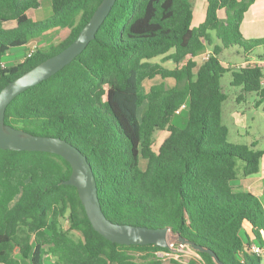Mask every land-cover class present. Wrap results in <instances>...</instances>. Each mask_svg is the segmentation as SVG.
Here are the masks:
<instances>
[{
	"label": "trees",
	"instance_id": "1",
	"mask_svg": "<svg viewBox=\"0 0 264 264\" xmlns=\"http://www.w3.org/2000/svg\"><path fill=\"white\" fill-rule=\"evenodd\" d=\"M255 1L206 0L203 20L194 26V0H115L94 39L62 69L15 96L4 122L64 139L85 155L111 222L167 227L223 264H264V255L250 247L264 250V189L259 196L231 183L237 160L242 175L255 174L264 150L228 140L220 84L228 71L231 85L256 92L257 103L264 99V37L246 38L240 30ZM40 2L0 0V56L49 28L69 32L0 69V89L65 48L101 0H50L52 15L34 21L28 11ZM9 21L15 26L6 27ZM211 31L217 43L207 59L196 61L212 44ZM230 46L255 64L225 66L219 54ZM156 76L161 81L146 91L144 81ZM167 79L174 84L167 86ZM182 103L187 118L180 127L172 118ZM164 129L168 134L154 150L155 134ZM70 173L57 154L0 149V264H45L47 256L55 264H164L157 252L167 247L113 243L95 231L76 188L62 183ZM196 253L198 259L170 262L216 264L207 252Z\"/></svg>",
	"mask_w": 264,
	"mask_h": 264
},
{
	"label": "water",
	"instance_id": "2",
	"mask_svg": "<svg viewBox=\"0 0 264 264\" xmlns=\"http://www.w3.org/2000/svg\"><path fill=\"white\" fill-rule=\"evenodd\" d=\"M115 0H101L91 17L80 29L76 37L62 50L39 62L0 89V149L16 151H42L54 153L65 159L71 167L69 177L63 184L76 188L86 216L97 231L107 240L123 244H153L167 247L170 230L167 227L151 228L146 226L113 223L104 215L97 196L96 180L85 155L68 141L59 137L36 135L20 128L5 124L4 113L9 102L25 89L38 84L70 63L95 34L108 15ZM181 243H189L197 251L207 252L216 264H223L211 250L190 243L177 236Z\"/></svg>",
	"mask_w": 264,
	"mask_h": 264
},
{
	"label": "rangeland",
	"instance_id": "3",
	"mask_svg": "<svg viewBox=\"0 0 264 264\" xmlns=\"http://www.w3.org/2000/svg\"><path fill=\"white\" fill-rule=\"evenodd\" d=\"M206 0H194V9H193V19L192 24L195 26L201 20H203L205 13ZM52 15L51 3L50 0H41L40 6L35 9H30L28 11V16L34 21H42ZM219 16L223 17V12H219ZM10 24H14L10 23ZM69 32L68 28H49L44 34L42 33L36 40L41 46L40 48L47 49L49 45L55 44L63 40ZM212 37V44L207 46L209 49H212L213 45L217 43L215 33L210 32ZM30 41V42H32ZM262 51L261 49H258ZM27 48L26 45L17 46L10 48L8 52L0 56V63H4L5 66H11L16 63L20 58H24ZM238 51V52H237ZM219 57L223 64L228 67H234L236 65H243L244 58L242 57V50L237 46H230L223 48ZM154 61L162 63L165 67L172 68L174 64L169 61H163L161 57L153 59ZM201 53L196 57V61H201ZM185 61V60H184ZM180 62V65L184 63ZM245 65V63H244ZM230 72L226 71L220 78V84L222 90L226 93L227 98L223 102L224 111L227 110L231 105H234V108L239 113L236 121L233 117L229 116L227 118V111L224 112V124L228 128V140L230 142L241 143L250 145L251 142H255L256 148L264 150V99L257 103L259 96L256 92H244L240 86H234L230 84ZM161 81L160 77L156 76L153 79H147L144 81V87L147 91L149 86L158 83ZM167 86L174 84V81L171 79L165 80ZM238 95H241L237 99ZM187 118V109L183 110L180 114H175L172 118V122L180 127H183ZM168 132L166 129L157 131L155 134V142L153 145L154 150H157L162 140L167 136ZM145 163L144 160L141 161L143 166ZM243 162L237 160L236 162V171L237 177L232 181L233 188L235 190L247 189L248 186L254 184L253 182H247L242 175L241 167ZM66 223H64L65 225ZM72 235L79 237L78 232H72ZM166 257V258H165ZM164 257L166 264H171L170 259H174L177 262H185L191 258L198 259L199 256L196 253V250L186 243L182 245L178 244L174 246L168 255ZM54 258L51 256L47 257L46 264H53Z\"/></svg>",
	"mask_w": 264,
	"mask_h": 264
},
{
	"label": "crops",
	"instance_id": "4",
	"mask_svg": "<svg viewBox=\"0 0 264 264\" xmlns=\"http://www.w3.org/2000/svg\"><path fill=\"white\" fill-rule=\"evenodd\" d=\"M14 24H10L13 23ZM193 25V24H192ZM15 26V21H9L6 23V27H13ZM240 30L244 37L246 38H261L264 37V0H256L254 3H252L248 10L244 13V18L242 20ZM36 40V39H35ZM32 41V40H31ZM38 43V42H37ZM39 48L40 44L38 43ZM206 50H211L208 47ZM254 57L253 55H249V57ZM24 58H20L16 61L21 62ZM227 118L231 116V118L235 119L238 116V112L234 108V105H231L227 110ZM224 105L222 104V122L224 123ZM252 143V142H251ZM244 179L247 182H253L251 186H248L247 189H240V190H247L250 191L256 195H261L263 189H264V155L260 162V168L259 171L255 174L244 176ZM232 183V182H231ZM233 186V185H232ZM48 257V256H47ZM47 257L45 260V264L47 263ZM20 259L19 257H17ZM22 264H31L27 259L21 260ZM55 264V262L53 263Z\"/></svg>",
	"mask_w": 264,
	"mask_h": 264
},
{
	"label": "built area",
	"instance_id": "5",
	"mask_svg": "<svg viewBox=\"0 0 264 264\" xmlns=\"http://www.w3.org/2000/svg\"><path fill=\"white\" fill-rule=\"evenodd\" d=\"M26 48H27V51H26V54H25L24 59H27V58L31 57L36 52V50L39 48V45H38L37 41H32V42H29L26 45ZM210 54H211V51L210 50H205L201 54L202 55V59H207L210 56ZM244 63H252V64H255V62L252 61V60H249L248 62H243V65L242 66H244ZM260 64L262 66V75H261V78H260V84H261V86H264V60L261 61ZM5 67L6 66H5L4 63H0V69H3ZM185 107H186L185 106V103L180 104V106L175 109L174 114H179L183 109H185ZM178 244L182 245V243L177 240V235L170 234V237L168 239V246H167V248L169 249L168 252H170V250L174 246H177ZM250 247H251V250L254 251L255 253L264 255V250H262L261 248H259L256 244L252 243ZM168 252H157V255H159V256H161L163 258V263L164 264H166L165 263V260H164V257L166 255H168Z\"/></svg>",
	"mask_w": 264,
	"mask_h": 264
}]
</instances>
